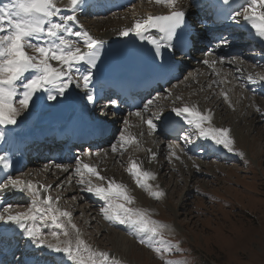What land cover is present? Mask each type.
Segmentation results:
<instances>
[{"label":"rangeland","instance_id":"rangeland-1","mask_svg":"<svg viewBox=\"0 0 264 264\" xmlns=\"http://www.w3.org/2000/svg\"><path fill=\"white\" fill-rule=\"evenodd\" d=\"M139 1H136V5L141 6L142 0ZM7 2L8 0H0V3ZM99 17H91L88 14L82 19L89 18L93 21L94 18L100 19ZM243 37H246V34ZM227 41L229 45L232 42L244 47L236 54L230 49L227 51L228 45L218 43L222 51L224 49L223 53L227 52V55L215 56L216 61H220V58L228 61L223 64L222 69L214 73L211 71L213 74H205V68L209 67L211 70L212 66L204 63H198L194 67L189 65L185 73L170 86L169 91L162 93L160 97H153L152 106L144 113V118H147L152 113H168L172 107L201 101L207 110L211 111L213 126L230 129V136L234 140L233 152H228L222 146L218 147L226 152L225 158H219L220 153L214 151L209 142L203 140L207 143L204 145L196 136H191L192 143L181 139L191 132L190 127L182 135L170 140L162 135L161 125L155 132L156 137L148 143L160 147L158 145L166 146L168 142H174L177 146L185 148H161V154L159 152L163 170L159 171L157 182L148 183L153 189L158 186L159 190L165 193L162 198L150 197L144 189L136 185L128 172L130 161L142 153L141 148H136L133 144L126 146L123 151H110L113 143H119L120 131L128 127L120 120L118 121L121 126H118V121L112 120L113 112L108 111L107 114L108 121L117 124L114 129L116 132L114 136L112 132L100 149H107L108 162L116 177L135 197L134 207L147 209L152 219L171 225L170 232L162 231L163 242L160 238L153 241L154 247L161 248L160 254L152 247L139 242L140 238H146L145 233L137 236L128 226L105 220L100 212L103 201L82 190L77 184L80 177L74 171H70L65 184L64 180L61 181V187H56L58 184H54L50 177L45 178L40 172L36 175L31 173V168H43L41 165L45 163L28 166L20 175L26 180L53 185L49 194L53 197L60 196L58 206L72 213V222L93 249L109 253L110 258L115 257L121 264H165V261H178L181 264H264V83L252 86L253 83L247 79L251 76L253 80L258 81L260 77H264V49H258L249 40ZM212 52L213 48L207 51L209 56ZM214 66L217 67L216 64ZM231 87L236 92H245L230 93L228 89ZM224 90L228 91L231 107L221 95ZM177 96L181 99L176 102L171 100ZM233 97L237 101H233ZM34 110L35 106L18 118V124L25 122ZM146 130L144 127V135ZM240 130L246 135V141L242 145L243 153L240 152L234 135V132L240 133ZM173 151L175 156L171 155ZM85 153L86 151L82 155L85 156ZM91 153L90 158H93L95 154ZM190 159H195L194 167L188 163L191 162ZM102 165L103 163L100 166ZM92 181L101 183L96 178ZM23 200L8 203L13 206L10 211L25 210L30 200ZM2 212L3 208L0 210V213ZM43 230L47 233L49 229L45 227ZM169 245L170 250L163 251ZM34 249V257L40 259V264H44L49 259L47 250L37 249L35 246ZM53 255L59 258L58 254Z\"/></svg>","mask_w":264,"mask_h":264},{"label":"snow or ice","instance_id":"snow-or-ice-1","mask_svg":"<svg viewBox=\"0 0 264 264\" xmlns=\"http://www.w3.org/2000/svg\"><path fill=\"white\" fill-rule=\"evenodd\" d=\"M83 2L68 0L65 8L58 7L57 0H8L7 3H0V126H16L18 118L27 114L33 106L69 100L73 86L76 89L83 88L87 102L95 104L96 73L100 71V64L104 60L105 42L94 38L88 31H76L71 27V22L77 20V9ZM227 2L224 0L225 4ZM154 3L168 9L167 13L135 18L132 25L120 30L118 35L133 36L140 42L150 44L153 62L159 72L164 74L171 69L170 64L165 65L164 52L175 54L187 47L195 35V29L187 23V9L180 5L179 0H154ZM218 3L219 0L209 4L191 0L187 7L201 10L215 8ZM241 7L242 11L233 12L229 19L239 23L242 17L243 22L264 43V0H245ZM65 11L70 14H64ZM227 42L223 37L220 38V44ZM220 62L223 63L224 59L220 58ZM203 63L211 67L217 61L204 60ZM247 79L252 83H264V77L258 81L251 76ZM221 95L231 107L228 93L222 91ZM109 103L112 107L118 106L117 100H110ZM152 104L153 100L149 99L143 109L135 113L142 123L147 124L149 135L157 132L161 125L171 123L164 112L152 113L145 119L144 113L148 112ZM170 111L190 127L191 132L181 137L186 143H192L191 136H196L215 146H222L228 152L234 151L230 129L213 126L210 110L201 111L197 105L184 104L182 107H172ZM95 128L101 135L106 131L102 124ZM0 139H6L4 131H0ZM118 140V144L110 146L114 153L123 151L128 145L139 147V140L128 128L120 131ZM151 155L155 158L156 153L152 152ZM171 155L175 156V152H171ZM0 165L5 170L10 167L5 156H0ZM56 167L69 171L60 164ZM73 171L80 177L77 184L82 190L103 201L100 212L105 220L126 225L137 236L145 233L146 238H140L139 242L161 253V248L154 247L153 241L160 238L163 242L162 231L167 225L152 219L147 209L134 207L135 197L126 185L102 176L95 165L83 163L79 156L76 157ZM128 172L136 185L150 197L160 199L165 195L158 186L153 189L148 183L155 179V173L144 170L141 163L131 160ZM5 175L6 178L0 182V194L8 191L20 193L30 203L25 210L17 212L10 211L13 207L11 204H0L3 208L0 221L15 225L35 248L46 249L49 259L44 264H121L115 257L110 258L109 253L93 249L86 243L71 220L72 213L58 206L60 196L49 194L53 185L33 182L21 176L13 177L7 171ZM93 176L101 183H93L90 179ZM45 227L49 229L47 233L43 230ZM3 239L0 237V240ZM170 248L171 245L163 251H169ZM53 254H58L59 258ZM165 264L181 262L165 261Z\"/></svg>","mask_w":264,"mask_h":264},{"label":"bare ground","instance_id":"bare-ground-1","mask_svg":"<svg viewBox=\"0 0 264 264\" xmlns=\"http://www.w3.org/2000/svg\"><path fill=\"white\" fill-rule=\"evenodd\" d=\"M135 1H137V0H135ZM208 1L209 0H198L199 3H205V4H208ZM242 1H243V3L245 2V0H240V3ZM97 2H98L97 0H84V2L77 9V13H76L77 20H76V22H71V27L76 31H80V30L88 31L94 38H96L98 40H103L105 42L103 49H116L119 46L117 43L124 42L125 40H127L129 38L134 39L133 36L120 37L118 35V32L125 27H130L135 18H141V17L146 18L147 15H149V14L160 15V14H163V13L168 11V9H166L162 5L155 4L154 0H153V2H149V0H142L141 6L136 5V2H135V4H131L127 8V10H125V12L123 10H120L117 12L116 11H107L102 17H99L98 15H101V14H99V11L97 9V12L93 11L91 13V17L92 16H98L100 19L97 20L96 18H94L93 21L89 18H87L88 20L82 19L83 17L88 16L87 15L88 14L87 13L88 8H90V6L93 7L94 3L96 6V4H98ZM179 3L182 7H185L187 9L189 14L191 12L199 13L202 10V9L197 10L195 8H188L187 6L191 3V0H179ZM240 3L238 2V4H240ZM67 4H68V0H57V6L58 7L65 8V6ZM137 4H138V2H137ZM238 4L237 3L234 4L235 9L238 7ZM108 7L109 6L107 4L102 5V8H108ZM128 11H129V13H126ZM64 14H70V13L65 11ZM190 19H192V16H190ZM241 19H242V17H241ZM233 25H234V26H232L233 28L238 27V28H241L244 32H248V36L250 39H253V40L258 39L260 41V39L255 36L254 31L250 28V26L246 22H243V20H241L240 23H238V24H237V22H235ZM212 32L213 31L206 32L204 29L198 30L199 34H203L205 36H208L207 33H212ZM153 34L155 35L154 32H153ZM70 38L76 39L75 37H70ZM145 43H147V42L145 41ZM261 44H262V47H264V43L261 42ZM225 45H228V43H225ZM205 51L206 50H204L203 46H199L195 50V55L198 56V58L200 60L204 61V60H215V56L217 54H223V51L220 48V45L218 43H215L213 53L210 54V56H205L204 55ZM152 52H153V49H149L146 54H148V53L152 54ZM198 54H200V55H198ZM187 62L192 63V64H188V65H192V67H194V65L200 63V62H195V61H187ZM225 62H228V61H224L223 63H221L220 61H217V63H216L217 67L212 66L211 70L208 69L209 67L205 68V70H204L205 74L212 73V72L214 73V72H216V70L222 69L223 64H225ZM53 63H55V62H53ZM120 65L121 64H118L117 67ZM258 83H255V84H258ZM232 84L234 86V84H235L234 80L232 81ZM101 88H102L101 82H98L96 80V86L94 88V94L97 93V95L95 94L96 98L100 97V95H101L100 92H103V90ZM229 89H232V91H230ZM229 89H228V91L230 93L245 92V90H241V91L236 92V90L233 89L232 87ZM249 89H251V87ZM224 91H226L228 93L227 90H224ZM248 94L251 96L250 92ZM171 100H174V102L177 101L176 97L171 99ZM233 101H237V99L233 97ZM212 102H214V101H212ZM89 104L90 103L87 102V100L84 96L83 88L76 89L75 86H73L69 100H64V101H61L59 103L48 102V104H41V105L35 106L34 112L29 115V117L27 118V120L25 122H23L21 124H17L16 126H14V130H12V133L13 134L16 133L18 136H28V137H36L40 134L47 135V134H51V133L58 135V133H64L66 131L64 129V126H65V122L69 119L72 122L77 121V123H80L82 126H89L88 122L84 121L85 120L84 118L88 119L90 122H93V121L96 122V121L100 120V119L96 120L94 118L91 110L84 113V108L89 106ZM254 104H255V100H254ZM191 105H197L201 111L207 110L204 103H202L201 101L196 100V102L190 104L189 106H191ZM242 105H244V104H242ZM161 106H163V105H161ZM179 107H182V106H179ZM107 108L116 112L115 113V121H118V120L123 121L124 120V121L128 122L127 125H125V127L129 128V132L131 134L136 135L137 139L139 140V148H141V150H142L141 154L136 155L135 157L132 156L133 157L132 160L134 159L137 162L141 163L142 168L144 170H148V171L155 173V179L149 180L148 182H152V181L157 182L158 181L157 178L159 177V171L163 170V164H162L163 161L159 160V157L161 154V152H160L161 148H163V149L169 148L170 150H175V149L179 150V149H185V148H183V146H179V145H178L179 146L178 147L177 144L174 142H172V143L168 142L167 144L165 143L166 146L158 145L160 147H157V145H154V144L151 145L150 143H148V141H152L154 139V137H156L155 133H153L152 135L148 134L149 129H148L147 124L142 123L140 118L138 116H135L136 112L127 114L126 110L124 108L118 107V106L112 107L110 105V103H108ZM108 109L102 108V106H100L99 107V113H105ZM115 109H118V110H115ZM165 114H166L167 118L171 119V123L164 124L161 126L160 130L162 132V135L168 136L169 130H171V128L178 126L179 124L183 126V129H184V127L185 128L189 127L181 118L175 117L174 113H171V111L168 113H165ZM147 118H145V119H147ZM101 121H103L104 124L107 123V125L109 127L108 129L112 128L111 129V135H112V132H114V129L116 128L117 124H118V126L120 125V121H118L117 124L114 123V121H111V123H108L107 120L101 119ZM97 123L98 122H96V124ZM216 125H217V123H216ZM144 127H145V129H147L145 131V133L147 134V135L145 134L146 136L144 135ZM183 129H182V131H183ZM232 129H234V128H232ZM4 132L6 135H9L6 133V131H4ZM107 132L108 131L106 130L104 133H107ZM141 133L143 135H141ZM234 135L237 138L236 141L238 143V147H239V149H241L240 152L243 153L242 152L243 151L242 145H243L244 141H246V135L243 134V131H241V130H240V133L234 132ZM168 137H169V139L171 138L170 136H168ZM108 139H109V137H108ZM108 139L105 140L101 144V146L96 148V149L88 148L86 151V153H89L88 155L83 156L82 153H84V151H79L77 149H74L73 150L74 152H70L66 156V159H71V160L69 162H60V165L69 169L68 172L63 171L62 169H58L56 167L57 163L53 162L50 166L47 165L46 167H43V169L35 168L36 166H34V168L31 170V173L36 175L40 172V174L42 173V176H45V178L47 177L49 179V177H50L54 181V184H60L61 181H63V180H64V184H65L67 177L71 174L70 173L71 169H74L76 166V157L79 156L83 163L95 165L97 167V169L100 171V174L102 176L107 177L109 179H115L117 182L122 183V181L116 177L115 171L113 170V168H111V166L108 162L109 159H108L107 149H102V150L100 149L104 145V143H106L108 141ZM202 142H203V140H202ZM207 142H209V141H207ZM205 143L206 142H203L204 145H205ZM170 145H171V148L169 147ZM209 145L214 151H216L217 153H220V157L215 154L217 157H219V158H225L226 157V152H225V150H223V148L219 149L218 148L219 146H215V145L211 144V142H209ZM135 147L137 148L136 145H135ZM148 150H151V151H148ZM110 151H112L111 148H110ZM91 152H94V154H95L93 156V158H90V154H92ZM152 152L156 153L155 158L152 157V155H151ZM159 152H160V154H159ZM209 152H210V150H209ZM208 153L206 155H208ZM209 155H211V154H209ZM193 160H195V159H190L191 162H188V163H190L194 167ZM187 161H188V159H187ZM102 163H103V165L100 166ZM71 164H75V166L71 165ZM15 175H17V174H15ZM72 177H73V175H72ZM92 178L95 179L96 177L93 176ZM104 183L106 186V181ZM7 193L10 194L11 196L14 195V192H12V191H8ZM20 197L24 198L26 196L20 195ZM165 225H167V227L164 229V231L170 232L169 230H170L171 225L170 226L168 224H165ZM171 229H172V227H171Z\"/></svg>","mask_w":264,"mask_h":264},{"label":"water","instance_id":"water-1","mask_svg":"<svg viewBox=\"0 0 264 264\" xmlns=\"http://www.w3.org/2000/svg\"><path fill=\"white\" fill-rule=\"evenodd\" d=\"M5 127H7V128H11L12 126H5Z\"/></svg>","mask_w":264,"mask_h":264}]
</instances>
